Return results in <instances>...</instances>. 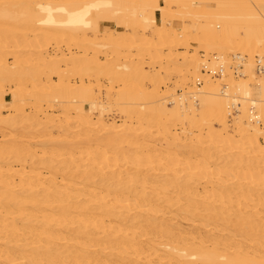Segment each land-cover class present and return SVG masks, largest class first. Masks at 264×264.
Masks as SVG:
<instances>
[{
  "label": "bare ground",
  "instance_id": "6f19581e",
  "mask_svg": "<svg viewBox=\"0 0 264 264\" xmlns=\"http://www.w3.org/2000/svg\"><path fill=\"white\" fill-rule=\"evenodd\" d=\"M188 5L0 0V264H264L258 119L244 126L238 116L230 130L239 102L220 96L233 85L246 100V85L227 81L217 93L208 77L204 91L185 90L203 94L197 118L186 97L162 100L158 76L199 81L201 66L214 65L227 76L228 62L200 61L198 48L218 40L220 52L250 62L264 55V28L239 40L219 24L226 17L207 26ZM185 17L196 21L172 26ZM256 84L264 102V79Z\"/></svg>",
  "mask_w": 264,
  "mask_h": 264
},
{
  "label": "rangeland",
  "instance_id": "374dc122",
  "mask_svg": "<svg viewBox=\"0 0 264 264\" xmlns=\"http://www.w3.org/2000/svg\"><path fill=\"white\" fill-rule=\"evenodd\" d=\"M212 1L213 0H184L186 5L189 4L187 6V8H186L189 13L190 12H195V11L203 13V16L200 17V19H198V21L200 23H207L206 24L207 26L211 25V22L209 23V21H212L215 18L218 19V17H226L228 19V21H226L224 23L222 22V23H219V24L220 25L222 24L221 26L225 27V29H232L233 31L236 32V34H238V35L240 34L238 36V39L239 38L241 39V37L243 38V36L251 35V33H250V32H252L251 30H256V32H255L256 34H261L262 33L261 30L264 28V15H261V13L262 12L264 13V0H251V1L250 0H242V4L241 5H239L238 7H234V8L228 9V10L227 9H221V10L217 9L215 3L212 2ZM214 1H216V0H214ZM195 2H206L207 4L203 5V6H200V7L198 6L197 8H193L192 9L191 6L193 5L192 7H194ZM211 4H212V6H211ZM198 8H201V9H198ZM259 11H260V13H259ZM216 12L217 13L220 12V15L215 14ZM227 12H229V13H227ZM221 13H223V14H221ZM257 13H259V14H257ZM189 17H191V16L189 15ZM184 20H185L184 22L180 21L179 19L178 20H173L172 26L173 27H180V26L184 25L185 23L186 24H188V23L190 24V21H196L195 18H188V17L187 18L185 17ZM214 21L216 22V20H213L212 24H215V25H219L218 22H221V21L217 20V22L215 23ZM259 23H261V24H259ZM243 29H245L246 31L243 30ZM251 36H253V35H251ZM217 41H214V42L212 41V43L215 44V45L212 44V47L209 48L211 50H207V53H205L204 51H201L198 48V50H197L198 52H197L196 56L199 57L200 61H202V60L205 61L206 60L207 64L209 62H211V61H214V60H211V59H216L217 57L220 56L219 59L223 58L225 62H228V63H225L224 68L227 67V69H229L228 70L230 72L229 75L222 76L219 73L220 68L218 66L216 67L215 65L211 67V70H208L209 73L207 72V69H209V68L202 70V66H201L199 74L197 73L201 78L198 77V75H197V77L195 76L197 79H199V81L200 80L201 81L199 82L196 79H194L193 77L191 78V76H188L189 79H187L188 77H186V79H184V82H185L184 83V82H182L183 80L179 79L178 76L175 73H173V72H169L168 74H164L163 72L159 71L158 72V76H160L159 79L162 82V83H160V88H159L160 89V93L159 94H163L161 96L162 100L168 106H173L174 105V104H172V102L170 100V99L173 98L172 96L179 97V95H180V97L181 96L186 97L187 98L186 99V103H185L186 106H188L189 103H194L195 109H196L195 114L198 115L197 116V118H198L199 117V113H203V108L204 107L201 106V102L199 100L200 97L201 98L203 97V94L201 95L199 93H196V96L193 97V96H191V93H189V94L185 93L188 89L190 91H194V92H197L199 89L204 91L206 86H207V84H208V83L205 82V80L208 77H210L209 79H210V81L212 80V84L216 88V92L217 93L218 92L222 93V91L224 92V89H226L225 85H226L227 81H229L228 83H231V82H237L238 83L240 81V82H242V83H244L246 85L245 88L249 91V96L246 98V100L242 98V95H243L241 93L242 90H238L236 92V89H234L233 85L229 86V88L226 89L224 93L220 94V96L223 98V100L225 99V101H227V102H229V100H230L227 96H232V95L234 97H236L237 101L239 102L238 105H234V108H233V105H229V109L228 110L230 112H229V114L227 113V115H226L227 116L226 117V121H227L226 123H228L227 124L228 127L230 126L229 129L232 130L231 127L234 126V124H235V122L237 120V117L240 116L243 119V120L241 119L242 122H243V125L246 126V125L250 124L249 118H250L251 115H253V117L255 119L256 118L258 119L257 120L258 121L257 125H258V128H259L258 137L261 139V140L260 139L259 140L262 143H264L263 142L264 141V134H263L264 133V131H263L264 130V122L261 119L260 112H259V107L261 106L260 104H262L264 102H261L260 99H259V94H258V91H257L259 86H258V84H256V81H259L260 78L264 79V72L260 73L257 70V64L261 63L264 66V64H263L264 63V55L259 56L258 54L254 53V54H252L253 59L251 57V59H249L250 60V62H249L248 59H247V58H249L248 55H246V54L238 55L237 54L238 56L241 57V58L238 59V58L235 57L237 55H233L231 52H229V50L228 51L226 50L225 53L220 52L219 49H217L218 47L216 46V44L219 43ZM194 50H195V47L190 48L189 49V53L190 54L194 53ZM213 50H215V51H213ZM177 51H178V53H180V51H184V50L180 48ZM225 54H227V55H225ZM203 55L206 58H204ZM215 55L217 57H215ZM179 59H178V61L177 60L175 61V63L177 65L175 63H174V65L176 67H178V69H181L182 68L181 60H179ZM247 61L249 63L253 64V69L252 70H253V73H254V80H251V81H250V78L247 81V75L245 76V72H244L245 71L244 65L248 64ZM179 63H180V65H179ZM213 69H215V70H213ZM216 69L218 71H216ZM241 71H242V74H241ZM204 72H205L206 76H205ZM210 74H212V75H210ZM208 75H210V76H208ZM168 76H169V78L171 77V79H167ZM175 76L177 77L176 79H175ZM213 78H215V80ZM190 79H192L193 81L192 80L190 81ZM163 80H165V81H163ZM179 80H180V83L182 82L181 84L179 83ZM224 80H225V82H224ZM161 84H163V85H161ZM230 91H231V93H230ZM225 93L227 94V96L224 95ZM251 99L253 101H255L256 103L253 104V105H250L249 100H251ZM239 104H240V107H239ZM200 110H202V111H200ZM189 114H190V112H189ZM107 115H108L107 119H111L112 117H114V114H112V112H108ZM109 117H111V118H109ZM210 119H211L210 123H212L213 128L215 127L214 129H216V130L219 129L218 123L215 122V120H213L212 117H210ZM116 121H117L118 124L120 123V120L116 119ZM261 128H263V129H261ZM261 133H262V135H261Z\"/></svg>",
  "mask_w": 264,
  "mask_h": 264
},
{
  "label": "built area",
  "instance_id": "2783aa9c",
  "mask_svg": "<svg viewBox=\"0 0 264 264\" xmlns=\"http://www.w3.org/2000/svg\"><path fill=\"white\" fill-rule=\"evenodd\" d=\"M258 70H259V71H260V70H264V68H259Z\"/></svg>",
  "mask_w": 264,
  "mask_h": 264
}]
</instances>
